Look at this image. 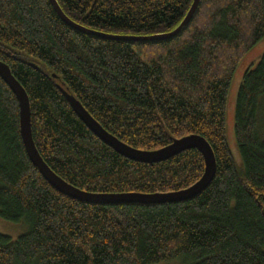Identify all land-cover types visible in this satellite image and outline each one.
Listing matches in <instances>:
<instances>
[{
    "label": "trees",
    "instance_id": "16d2710c",
    "mask_svg": "<svg viewBox=\"0 0 264 264\" xmlns=\"http://www.w3.org/2000/svg\"><path fill=\"white\" fill-rule=\"evenodd\" d=\"M192 1L56 0L84 28L135 36L174 30ZM263 38L264 0H201L184 30L155 42L84 34L49 0H0V60L28 95L40 156L67 183L91 193L177 191L201 177L204 160L197 149L156 163L122 156L87 128L57 85L134 148L155 150L194 134L216 160L208 187L187 201H78L30 161L17 99L0 78V217L29 226L16 240L0 234V264H264V141L257 127L264 52L244 72L236 97L241 165L226 135L234 72Z\"/></svg>",
    "mask_w": 264,
    "mask_h": 264
},
{
    "label": "water",
    "instance_id": "95a60500",
    "mask_svg": "<svg viewBox=\"0 0 264 264\" xmlns=\"http://www.w3.org/2000/svg\"><path fill=\"white\" fill-rule=\"evenodd\" d=\"M50 4L61 18V20L73 28L90 36H96L103 39L123 40V41H165L177 36L184 30L191 19L198 10L201 0H193L189 10L180 24L169 32L153 35H122V34H106L94 30H89L83 26L71 21L65 16L56 0H49ZM33 65L32 63H30ZM55 78L56 75L52 74ZM0 78L8 85L14 93L19 109V128L23 145L26 153L32 164L38 169L44 179L57 191L69 196L78 201L113 205V204H129V203H143V204H163V203H177L190 200L200 194L208 187L216 172V160L213 150L209 143L199 135H187L179 139H174L170 144L155 150H140L134 148L117 137L106 131L100 123H98L91 114L84 108V106L60 85H57L62 92L75 114L82 120L87 128L93 132L102 142L110 146L117 153L131 160L143 163H156L167 160L179 153L188 149H197L204 160V170L201 177L191 186L171 192L165 193H91L81 190L63 180L44 162L40 156L32 137L31 130V114L28 95L23 86L13 76L8 64L0 60Z\"/></svg>",
    "mask_w": 264,
    "mask_h": 264
},
{
    "label": "rangeland",
    "instance_id": "374dc122",
    "mask_svg": "<svg viewBox=\"0 0 264 264\" xmlns=\"http://www.w3.org/2000/svg\"><path fill=\"white\" fill-rule=\"evenodd\" d=\"M264 52V38L260 40L253 48L246 54L234 72L230 90L228 93V105L226 111V135L230 150L236 160L241 165L238 149L235 142L234 121H235V103L237 93L242 81V77L246 69L254 67L259 57ZM257 127L260 140L264 141V95L259 99ZM29 226L25 222H12L0 217V234L16 240L19 236L26 233ZM156 264H181L178 260L170 262H160Z\"/></svg>",
    "mask_w": 264,
    "mask_h": 264
}]
</instances>
